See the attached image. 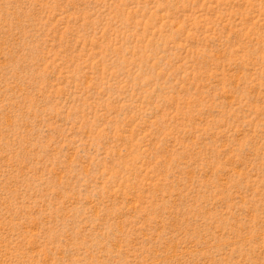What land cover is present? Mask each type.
Listing matches in <instances>:
<instances>
[{
  "label": "rangeland",
  "instance_id": "374dc122",
  "mask_svg": "<svg viewBox=\"0 0 264 264\" xmlns=\"http://www.w3.org/2000/svg\"><path fill=\"white\" fill-rule=\"evenodd\" d=\"M0 264H264V0H0Z\"/></svg>",
  "mask_w": 264,
  "mask_h": 264
}]
</instances>
